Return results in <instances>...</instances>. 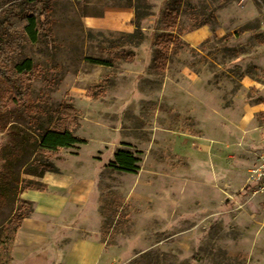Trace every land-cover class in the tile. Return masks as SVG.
<instances>
[{
    "label": "rangeland",
    "instance_id": "374dc122",
    "mask_svg": "<svg viewBox=\"0 0 264 264\" xmlns=\"http://www.w3.org/2000/svg\"><path fill=\"white\" fill-rule=\"evenodd\" d=\"M104 1L147 12L141 43L82 28L80 14L101 0H0V171L19 143L11 124L60 131L72 107L73 135L85 143L48 156L59 172L94 181L78 218L87 231L72 237L103 242L111 264H264V195L245 189L264 149V0ZM42 10L37 42L10 25L11 15ZM27 58L35 72L17 74ZM88 58L114 67L85 84ZM126 77L132 88L118 96ZM118 150L139 159L137 173L111 166ZM19 171L22 181L37 179ZM17 208L0 209V264H10Z\"/></svg>",
    "mask_w": 264,
    "mask_h": 264
},
{
    "label": "crops",
    "instance_id": "0c3cea01",
    "mask_svg": "<svg viewBox=\"0 0 264 264\" xmlns=\"http://www.w3.org/2000/svg\"><path fill=\"white\" fill-rule=\"evenodd\" d=\"M102 4L97 12L80 14V25L84 30H112L133 33L132 23L135 9L129 5ZM90 4V3H86ZM94 21V22H93ZM92 74L83 78L92 85L94 79L106 76L113 67L88 64ZM86 68V67H85ZM124 77V76H123ZM131 77L123 78L115 94L126 96L132 88ZM75 89H81L77 87ZM84 164V161L77 162ZM36 182L44 189H26L19 194L23 201L31 203V214L22 219L14 232L8 251L10 264H111V257L105 252L101 241L90 238L72 237L75 233L87 231L85 221L78 220L84 214V207L90 200L94 181L89 175L77 176L74 172H46ZM78 220V222H76ZM73 238L68 249L53 261L55 252L62 251L65 239Z\"/></svg>",
    "mask_w": 264,
    "mask_h": 264
},
{
    "label": "trees",
    "instance_id": "16d2710c",
    "mask_svg": "<svg viewBox=\"0 0 264 264\" xmlns=\"http://www.w3.org/2000/svg\"><path fill=\"white\" fill-rule=\"evenodd\" d=\"M129 7H132L129 5ZM135 9V16L132 23L136 28L131 34H122L125 39L122 44L136 45L143 41L144 37L140 28V21L146 18L147 12H140L137 7ZM42 10L40 12L33 11L31 13H23L19 15H11L9 22L11 26L21 30L30 42L38 41L40 32L44 30L46 25V17ZM154 58V64L160 69H164V61L167 58V51L158 50ZM132 57L128 58V61ZM88 64L100 65L103 67H114L110 60H100L95 58H88L85 60ZM16 73L19 75L33 74L35 72L33 62L31 59H24L20 64L15 66ZM12 91L21 97V90L23 84L19 81L13 83ZM65 112V128L62 130H40L42 132L32 133L25 127L11 124L10 127L15 128L16 137H18V144L11 146L6 153L3 154V165L0 171V209L11 204L17 203L19 208L8 222L14 223V232L20 227L22 219L31 214L32 206L28 201H23L19 198V194L26 189L42 190L44 185L32 180H25L26 186H23L24 181L20 180V169L23 173L31 175L37 179L42 177L46 172H59L48 161L49 154L57 151L58 149H66L76 145L84 144L85 141L78 139L73 135L75 123V110L68 107ZM38 155H35L38 151ZM139 159L132 153L125 150H118L114 155V161L111 166L121 172L135 174L138 172ZM26 209L25 214L19 212L20 208Z\"/></svg>",
    "mask_w": 264,
    "mask_h": 264
},
{
    "label": "built area",
    "instance_id": "2783aa9c",
    "mask_svg": "<svg viewBox=\"0 0 264 264\" xmlns=\"http://www.w3.org/2000/svg\"><path fill=\"white\" fill-rule=\"evenodd\" d=\"M247 176L245 189L251 197L264 195V149L258 154L256 164Z\"/></svg>",
    "mask_w": 264,
    "mask_h": 264
},
{
    "label": "bare ground",
    "instance_id": "6f19581e",
    "mask_svg": "<svg viewBox=\"0 0 264 264\" xmlns=\"http://www.w3.org/2000/svg\"><path fill=\"white\" fill-rule=\"evenodd\" d=\"M94 22V21H93Z\"/></svg>",
    "mask_w": 264,
    "mask_h": 264
}]
</instances>
